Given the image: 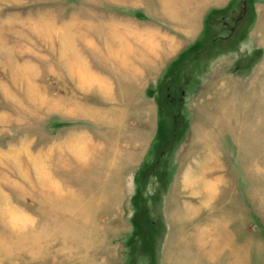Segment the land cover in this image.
<instances>
[{
    "label": "rangeland",
    "instance_id": "1",
    "mask_svg": "<svg viewBox=\"0 0 264 264\" xmlns=\"http://www.w3.org/2000/svg\"><path fill=\"white\" fill-rule=\"evenodd\" d=\"M159 3L0 0V264H264V0L179 2L202 31L131 132L68 77L114 28L163 22ZM85 140L100 167L76 165ZM115 151L140 158L126 195H91Z\"/></svg>",
    "mask_w": 264,
    "mask_h": 264
},
{
    "label": "crops",
    "instance_id": "2",
    "mask_svg": "<svg viewBox=\"0 0 264 264\" xmlns=\"http://www.w3.org/2000/svg\"><path fill=\"white\" fill-rule=\"evenodd\" d=\"M159 1V4L164 6V13L162 12L163 16H161L164 19L163 22L143 23V19H138L140 21L135 26L128 24L129 26L121 25L119 28L116 27L109 34L113 38L103 37L104 43L102 42L101 46H99L100 55L98 59L93 60V63L84 60L80 65L73 62V65H70L73 70L68 67L70 68L68 77L75 81L77 90H81L85 95L88 94V100L91 98L107 100L109 104L105 108V116L107 118L114 117L115 122H119L120 130L124 131V133L125 131L131 132L137 128L138 125L135 118L141 115L144 117L155 115L156 100L153 94H150L149 89L152 88V84L159 82H156V80L164 76V72H166L172 61L186 48L187 37H198L202 31L203 12H199V14L197 13L196 16L192 17L191 15L183 14V12L181 13V10L177 9L179 2H187V0H176V4L165 0ZM172 4L176 5V8L173 6V10L165 8L166 5L170 6ZM256 15L257 11L253 27L257 26ZM255 31H251L249 38L258 42L257 50L263 53L260 56L261 59H264V39L260 32L255 36ZM102 52L105 53L103 54ZM88 133L90 134V132ZM89 134L84 135V137L90 136ZM123 136L125 138L130 137V143L127 141L121 143V140H118L121 145L126 146L129 143L131 147H136L137 149L139 147H150L147 143L140 142V140H133L136 139L133 133L129 135L127 133ZM87 140H92L93 142L91 143L96 145V148L108 147L107 141L104 143L102 140L99 142L91 138ZM133 141L134 143H132ZM85 144L86 140L83 145L77 142L71 148L76 154L82 153L81 156L78 155L79 157L75 161L76 165L85 168L92 161H95L97 164L96 168L100 167L104 162L102 163L97 157H93L94 149L93 151L88 148L85 149ZM67 147H71L68 142ZM117 153L115 151L112 157L113 159L115 158L110 171L112 176H108V174L106 176L96 175V173H94L95 175H89V178L97 177V180L99 179L102 182L106 180L105 184H103L104 187L102 188L103 185L99 187L98 192L94 194L91 193L93 191H90L91 195L107 196L115 194L120 195V197L126 195L125 190L128 187H125L126 182L123 183V181L130 176L133 179L131 174L133 170L130 171L129 169L132 167L137 169L140 158L139 156L132 158L131 156H126L125 153L124 156L123 154L118 156ZM86 173L82 176L83 179L87 178ZM108 181L110 184L109 194L105 190L108 186L106 184ZM111 189H113L112 192ZM85 205L84 203L83 206ZM91 210L105 211L106 209L100 207Z\"/></svg>",
    "mask_w": 264,
    "mask_h": 264
},
{
    "label": "trees",
    "instance_id": "3",
    "mask_svg": "<svg viewBox=\"0 0 264 264\" xmlns=\"http://www.w3.org/2000/svg\"><path fill=\"white\" fill-rule=\"evenodd\" d=\"M167 96H168V95H167ZM167 96H166V97H167ZM164 100H166V99H164ZM167 100L170 101V96L167 97ZM167 103H168V101H167ZM162 106H163V104H162V102H161V104H160V108H161Z\"/></svg>",
    "mask_w": 264,
    "mask_h": 264
}]
</instances>
